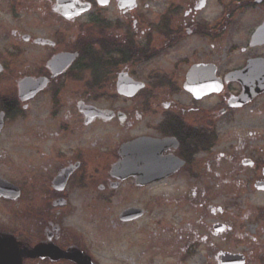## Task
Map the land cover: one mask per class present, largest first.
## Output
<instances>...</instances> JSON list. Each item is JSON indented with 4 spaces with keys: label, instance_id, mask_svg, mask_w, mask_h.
I'll return each mask as SVG.
<instances>
[{
    "label": "flooded vegetation",
    "instance_id": "1",
    "mask_svg": "<svg viewBox=\"0 0 264 264\" xmlns=\"http://www.w3.org/2000/svg\"><path fill=\"white\" fill-rule=\"evenodd\" d=\"M57 2L0 22V264H123L112 224L137 222L136 264H264V90L243 102L236 78L264 83V0H136L123 22ZM127 154L170 176L129 175ZM182 179L176 208L159 189ZM160 206L183 226L143 230Z\"/></svg>",
    "mask_w": 264,
    "mask_h": 264
},
{
    "label": "rangeland",
    "instance_id": "2",
    "mask_svg": "<svg viewBox=\"0 0 264 264\" xmlns=\"http://www.w3.org/2000/svg\"><path fill=\"white\" fill-rule=\"evenodd\" d=\"M21 4V0H15ZM25 0H22L23 4L21 8L25 5L24 3ZM143 1V0H142ZM153 1V0H152ZM158 1H163V0H158ZM144 3L142 6L143 7H154L153 4H149V0H144ZM14 3V0H0V22L6 23L8 25H13L16 28H21L25 30V15L22 9H19L18 11L19 14L14 15L12 10L7 11L10 9L11 4ZM13 5V4H12ZM18 5V4H17ZM16 5V6H17ZM3 8H6L4 10ZM149 11V10H145ZM104 16L109 19L111 22H123L122 18V13L120 10H118L117 6V1L112 2L111 5L103 10L102 12ZM3 18V20H2ZM122 18V19H121ZM173 184H175V187H170L169 186H164L162 185L160 187V194H161V199L165 200L166 198L169 199L171 202V205H174L176 208L180 204L178 201L179 199H183L185 197V192H186V183L184 180H176ZM225 209H231L229 206L224 204ZM123 207H113L112 212L113 214L119 213ZM232 210V209H231ZM183 212L177 211L175 213V216L173 217V211L168 210L167 207L163 208V206H160L158 209L151 208L150 214L147 216V218L144 220L142 225V229L144 230V227L149 228L153 223L152 220H162L165 222V224L168 221V218L170 219H176L177 221H181V223H176V228H179L183 226L182 222V217L179 215H182ZM140 224L139 222L133 224L130 226L127 230L123 227V231H127L128 233L123 234V240H122V235L119 234L120 228L114 227V224H112V229H111V236H112V241L111 244L113 247L112 248V257L113 259H116L115 253H118V255L123 254V264H136L139 261L138 254L141 252L143 247L141 246V235L138 232H136L139 229ZM117 239V241L115 240ZM145 241V240H144Z\"/></svg>",
    "mask_w": 264,
    "mask_h": 264
},
{
    "label": "water",
    "instance_id": "3",
    "mask_svg": "<svg viewBox=\"0 0 264 264\" xmlns=\"http://www.w3.org/2000/svg\"><path fill=\"white\" fill-rule=\"evenodd\" d=\"M78 0H58L57 2V10H59L66 18L71 19L73 17L79 16L85 12H87L90 7L88 5H80L76 6L74 2ZM99 4L101 6H107L110 2V0H98ZM136 0H120L119 7L123 9V4L127 5L129 7H134ZM126 7V6H125ZM74 9V10H73ZM71 55H64L59 58V61L57 63L59 64H64L70 65L71 61L69 59ZM246 72V71H245ZM244 72V73H245ZM248 71L245 73L247 74ZM194 75V74H193ZM192 75V76H193ZM236 78L239 79V82L242 83L243 88H244V94H243V102L248 101L249 97L246 96H252L255 95L256 93H260L264 90V83L263 84H257L256 82H251L250 77L245 76L244 78L237 76ZM123 81V77L120 79L119 83V92L121 90V93L123 94V85H121V82ZM26 84H22V88L25 89ZM246 97V98H244ZM152 155L151 154H133L132 156H127L126 162L124 163V167H127L129 172L135 173L134 169H138L139 167L143 166L142 162L144 160H149L151 161ZM169 175V174H168ZM166 173L161 172V175L153 179L150 183H153L155 181H160L168 176ZM129 214V213H128ZM125 215V219H134L131 214ZM2 252V250H1Z\"/></svg>",
    "mask_w": 264,
    "mask_h": 264
}]
</instances>
